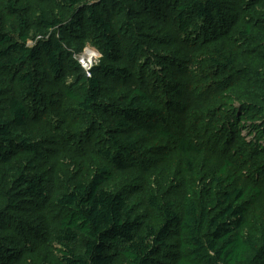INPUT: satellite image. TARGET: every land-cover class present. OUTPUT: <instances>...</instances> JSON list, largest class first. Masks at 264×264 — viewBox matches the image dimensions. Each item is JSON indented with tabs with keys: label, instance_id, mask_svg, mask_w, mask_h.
I'll return each instance as SVG.
<instances>
[{
	"label": "trees",
	"instance_id": "obj_1",
	"mask_svg": "<svg viewBox=\"0 0 264 264\" xmlns=\"http://www.w3.org/2000/svg\"><path fill=\"white\" fill-rule=\"evenodd\" d=\"M0 264H264V0H0Z\"/></svg>",
	"mask_w": 264,
	"mask_h": 264
},
{
	"label": "built area",
	"instance_id": "obj_2",
	"mask_svg": "<svg viewBox=\"0 0 264 264\" xmlns=\"http://www.w3.org/2000/svg\"><path fill=\"white\" fill-rule=\"evenodd\" d=\"M85 55H87L88 57L85 59V56H79L78 57V61L81 64L82 68L87 72V74L90 76V71L92 69V65H93V60L94 58L98 57V54L92 50H89V48H87L85 50Z\"/></svg>",
	"mask_w": 264,
	"mask_h": 264
},
{
	"label": "rangeland",
	"instance_id": "obj_3",
	"mask_svg": "<svg viewBox=\"0 0 264 264\" xmlns=\"http://www.w3.org/2000/svg\"><path fill=\"white\" fill-rule=\"evenodd\" d=\"M89 50H92V51H94V52H96L97 54H98V52L95 50V49H92L91 47L89 48ZM83 56H85L84 58L86 59L88 56L87 55H85V51H84V53L82 54ZM81 55V56H82ZM99 58H100V56H99V54H98V57L96 58H94V60H93V65H92V67L94 66V64H96L97 62H98V60H99Z\"/></svg>",
	"mask_w": 264,
	"mask_h": 264
}]
</instances>
